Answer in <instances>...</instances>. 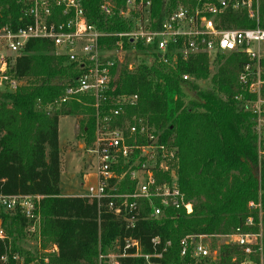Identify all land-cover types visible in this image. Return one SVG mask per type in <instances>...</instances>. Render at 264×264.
Instances as JSON below:
<instances>
[{"label": "trees", "instance_id": "obj_1", "mask_svg": "<svg viewBox=\"0 0 264 264\" xmlns=\"http://www.w3.org/2000/svg\"><path fill=\"white\" fill-rule=\"evenodd\" d=\"M103 1L83 0L91 24L100 25L98 12ZM152 1L155 15L161 16L166 0ZM179 1L185 2L170 0L172 6ZM24 8L22 0H0V25L15 31L28 25ZM228 23L227 27L235 28L256 26L240 14H234ZM259 25L264 28V0ZM117 29L126 26L118 23ZM224 56H218L226 61L212 79L214 89L199 92L197 102L187 103L185 88L197 90L192 79L206 80L210 76V59L204 54L180 62L175 68L143 63L133 72L125 68L121 71L117 93L139 97L137 105L127 108L122 119L143 121L160 135L159 143L176 148L179 186L187 201L193 203L191 215L170 210L166 217L152 219L153 208L148 201H141V219L129 228L123 219L105 207L99 208L96 202L62 195L60 119L81 117V130L91 146L95 114L84 104L90 103L86 99L56 104L75 83L78 68L56 56L50 41L32 40L27 44L10 71L22 85L15 92L0 93V195L42 197L38 209L42 250L57 246L59 252L44 254L36 264H103L100 251L115 243L122 250L130 237L140 241L143 254L161 253L160 264H196L190 253L181 255L182 240L189 236L229 235L238 228L257 231L245 225L250 217L254 227L260 222V212L249 209L251 202L261 204L264 254V157L260 159L255 116L235 100L239 95L252 97L239 80L249 60L243 54ZM185 75L191 80L184 81ZM139 141L147 142L145 137ZM161 179L168 181L170 177L161 174ZM135 188L127 176L119 192L132 193ZM1 218L15 251L16 240L21 238L28 220L19 213ZM157 237L161 243L155 248L152 240ZM12 258L0 264H18ZM235 258L237 262H233ZM242 259L238 246L224 244L217 257L204 258L202 264H240ZM121 264L146 261L124 258Z\"/></svg>", "mask_w": 264, "mask_h": 264}, {"label": "built area", "instance_id": "obj_2", "mask_svg": "<svg viewBox=\"0 0 264 264\" xmlns=\"http://www.w3.org/2000/svg\"><path fill=\"white\" fill-rule=\"evenodd\" d=\"M25 5V27L13 30L0 25V93L15 92L22 85L10 75L13 61L21 57L32 40L50 41L54 54L78 68L79 76L69 86L57 105L76 100L90 106L95 114V138L88 147L95 182L78 196L96 202L134 228L141 219V201L153 208L152 219L166 217L170 210L193 213L179 186L177 150L161 144L160 135L143 121L122 119L126 109L134 107L138 95L118 94L119 76L125 68L135 71L141 64L158 68L176 67L192 57L204 54L210 62L220 55L243 54L249 62L240 74V83L250 96L235 100L251 112L258 135L260 159L264 157V28L259 25L261 0H185L172 6L166 0L161 16L154 13L152 0H104L99 8L100 25L91 24L83 0H22ZM1 14V9H0ZM244 15L256 23L253 28L227 27L234 15ZM126 29L119 31L117 25ZM184 81L191 80L189 75ZM52 107H48L51 110ZM147 142L141 143L139 138ZM143 160V161H142ZM127 167V169H125ZM120 170L121 173H120ZM92 173V172H91ZM161 174L170 180L161 179ZM89 175L85 176V179ZM135 183L132 193L119 192L126 177ZM39 196L0 195V243L9 240L1 215L19 213L28 221H40ZM158 203V205H155ZM251 211H261V204L251 202ZM260 222L257 224L259 226ZM246 227H254L250 217ZM262 225V224H261ZM260 225V226H261ZM206 235L182 240V256L190 253L197 261L217 257L218 253L203 245ZM217 237V236H214ZM227 239L243 252L240 264H261L257 254L263 250L262 234H248L242 228L218 236ZM154 247L160 238L152 240ZM170 243H168L169 245ZM124 258L144 259L146 264H160L161 253H142L140 241L126 238ZM19 264V257L12 258ZM8 256L0 254L6 263ZM237 262V258L233 259Z\"/></svg>", "mask_w": 264, "mask_h": 264}, {"label": "rangeland", "instance_id": "obj_3", "mask_svg": "<svg viewBox=\"0 0 264 264\" xmlns=\"http://www.w3.org/2000/svg\"><path fill=\"white\" fill-rule=\"evenodd\" d=\"M228 56V55H227ZM224 56V57H227ZM226 61V58H214L210 62V76L206 80L192 79V82L196 85L197 90H191L185 88L187 97V103L190 101L197 102L199 99V92L212 91L213 87V77L218 73L220 66ZM12 68L15 64L13 61ZM170 67V66H169ZM175 68V67H172ZM81 117H64L60 119L59 124V146L62 157L61 165V190L63 196L68 197H78L85 193V190L90 184L95 182L93 171H91V159L88 154V144L86 143V136L81 130ZM92 172V173H91ZM89 175L86 179L85 176ZM21 195V194H17ZM40 197V196H39ZM42 197L40 198V201ZM259 226L257 225V231L245 230L248 234H262L263 239V229H262V209L259 211ZM40 217V216H39ZM261 225V226H260ZM9 245L7 246V241L2 246L4 247L3 254L5 256H18L19 264H36L38 263L44 254L59 252L57 246L48 247L47 250H42V236H41V218L40 221H28V226L24 230L21 238L16 240V249L14 251L13 241L11 238L8 240ZM227 239L221 237L208 236L202 240L203 245L208 247L212 254L218 253L221 246L226 244ZM123 249L121 250L117 243L113 247L106 249L105 251H100V261L103 264L115 263V261L120 259L121 254H123ZM0 254L1 245H0ZM257 260L264 264V254L263 250L261 254L259 252L255 254ZM184 257V256H183ZM27 258L34 259L32 262L27 261ZM47 262L48 259L46 258ZM202 260L197 261L196 264H202Z\"/></svg>", "mask_w": 264, "mask_h": 264}, {"label": "water", "instance_id": "obj_4", "mask_svg": "<svg viewBox=\"0 0 264 264\" xmlns=\"http://www.w3.org/2000/svg\"><path fill=\"white\" fill-rule=\"evenodd\" d=\"M257 178L259 179V173L257 172Z\"/></svg>", "mask_w": 264, "mask_h": 264}, {"label": "crops", "instance_id": "obj_5", "mask_svg": "<svg viewBox=\"0 0 264 264\" xmlns=\"http://www.w3.org/2000/svg\"><path fill=\"white\" fill-rule=\"evenodd\" d=\"M60 124V123H59ZM59 130H60V128H59ZM68 197V196H67Z\"/></svg>", "mask_w": 264, "mask_h": 264}]
</instances>
